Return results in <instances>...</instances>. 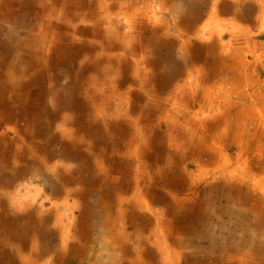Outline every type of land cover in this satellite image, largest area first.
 Returning a JSON list of instances; mask_svg holds the SVG:
<instances>
[{
  "label": "rangeland",
  "instance_id": "obj_1",
  "mask_svg": "<svg viewBox=\"0 0 264 264\" xmlns=\"http://www.w3.org/2000/svg\"><path fill=\"white\" fill-rule=\"evenodd\" d=\"M12 1H14L13 5L2 6L0 9V52L3 50L6 55L13 54L16 51L17 43L22 37L29 34L32 35V31L40 22L39 17L43 18V14L47 12L41 4V7L37 9L40 6V0ZM41 1L43 5L46 1L47 4H57L56 11L59 10L60 4V7H63L62 3L68 5L64 8L68 12L67 14L72 17L71 26L64 22V17L56 22L66 25L69 29L67 31L70 33L69 36H65V32H63L62 44L64 42L65 46L69 45L71 50L79 51L78 58L74 62H69V59L60 55L58 48L53 47L51 50L42 49L43 51L39 54L42 57V64L51 63L46 60L47 56L49 57L48 52L53 61L58 54L64 61V65H60L62 69L58 71L53 79L56 84L52 86L54 94L51 93L48 99L44 97V105L58 109L60 113L62 112L61 115L69 113L72 116L74 105L83 103V100L93 94L97 107L92 109L95 120L90 124V130H93L94 134L88 133V130L85 135H82V132L79 134L73 127L63 123L61 116L52 119L50 111H44L42 107L35 109V113H33L34 109L32 108H24L21 112L15 114V118L12 121L9 119L8 123H2V117H0V133L10 134L11 138H22L24 145L19 151L24 156L28 154V158L25 157L22 162L18 163L20 164L18 167L11 166V163L9 164L10 166L3 165L0 159V181H2V183L0 182V187L3 189L0 190V210L2 209L3 213L9 211L8 214L11 218L15 216V213L17 216L19 214V218L15 220H19L18 223H15L16 225H21L24 222L28 223L27 227L30 229V236L26 239L25 245L27 247L22 248V251L19 252L15 248L13 251L14 260L18 259V254L23 257V263L18 262V264H29L25 260L27 256L32 255L31 247L34 244L37 254L39 256L41 254V264H57V260L62 256L66 257L65 255L68 256V258H65V264H76V260L80 261L79 264H88L84 256H87L88 252L91 251H96L98 254V259L93 264H96L98 260H107L109 262L106 243H109L112 239L109 238L110 230L107 226L111 225L113 219L112 210L109 209L107 203L111 201L116 203L121 196L127 197L126 191L130 188L133 189V192L137 189L140 190L142 187H140L139 182L143 186L144 181L138 182L137 180L142 179L141 177L148 178V175L151 174L154 180L153 182L148 180V185L145 182L146 187H143V189H146L145 191L148 189L149 193L147 191L144 197H151L155 204H159V207L165 210L167 208L165 201L168 197L161 193L164 188L170 190L179 189L174 186L190 184V179L196 176L198 178L201 177L198 171L201 163L191 156V151L197 149V145L192 144V141L180 140L183 148L178 151L177 148H174L175 159L172 160L170 159L172 155L169 156L167 154L171 152L170 145L172 144L170 141L171 131L167 127V121H163L161 126L153 125L152 127L147 126V123L143 122L146 120L143 108L150 101L171 99L175 95V89L178 95L181 92L190 95V84L192 82L194 83L193 86L199 81H201L199 82L201 85L205 82V87L200 92L205 89H217L216 86L221 82L218 77H212L213 74L210 69L203 71L205 75L201 80L196 78L197 72L190 69L189 63L186 62L188 57L183 54L180 44L183 41L182 36L187 33L184 26H179L184 19L183 16L188 10L196 9L199 12L197 17L200 22L203 19L205 20V18H207V22H210L207 16L216 7L222 20V27L228 29L224 33L225 42H228L231 38L230 32H233L234 22L250 30L248 33L254 44L250 45L248 43V36L241 37L240 41L237 40L233 44V51L228 57L235 58L237 55L236 58H239V62L230 60L232 67H225L228 82L226 86L228 91H234L235 85L229 78L235 75L233 67L237 66V71H240V73L244 72L246 77L240 85L242 95H244L248 104L250 101V104H258L257 106L261 108L264 106V0H198V2L187 0L184 4L181 3V0H104L110 2V7L105 6L103 8L99 6V0ZM236 3L242 4L238 6ZM182 4L184 7L183 12H181ZM254 5L256 10H260L258 13H261V18L258 22H251L250 11L254 12ZM97 7L100 8L96 13L95 19L94 17L80 18V13L83 14V12L89 11L91 8L96 9ZM237 12L241 16H237ZM222 13L228 15H223L222 17ZM48 14H53V12H48ZM73 14H76V18H73ZM94 25L100 28L97 33L99 43H93L92 40L94 38H89L82 30L87 27L91 29ZM216 33L218 34L219 32ZM68 38L70 39V44H67ZM208 41L214 42V40H208L206 34L205 36L200 34L197 39H192V43H195L197 49L200 50H207L202 44L207 45ZM74 42L76 44L72 45ZM218 52L221 53L220 50ZM238 52H240L239 55ZM109 53L113 54L112 58L109 57ZM36 56L37 54L34 53L28 56L30 60L28 66L30 68L37 65L36 63L41 64L40 61L38 62L41 57L37 60L35 59ZM205 59L206 62H210L212 65H219L220 63L219 60L213 64L214 58L212 56L207 58V54ZM57 64L60 63L56 61ZM223 65H227V61ZM23 68L25 69V67ZM19 71L21 70L19 69ZM119 72L121 73L119 74ZM46 78L50 80L48 76ZM143 78L147 80L143 81ZM16 79H18V76H16ZM34 82L35 79H32V86H27L25 82L27 90L33 88ZM214 84L215 87H213ZM234 93L232 95H234V99H237ZM199 94L202 95V93ZM105 98L109 100L106 101ZM76 100L79 101L76 102ZM173 100L174 98L172 97V102ZM216 104L220 105L218 101ZM21 106L25 105L21 103ZM32 106L35 108L36 105ZM161 106L163 109L159 113L162 112V115L166 116L168 114L167 110H170V108L164 103ZM198 107V105L195 107L196 111H198ZM232 110L229 121L231 127L235 123L237 125L240 123V120L236 121L235 115L240 109L238 110V108L234 107ZM196 114L193 113L192 115L195 116ZM151 120H153V117H151ZM210 121L208 127H213L214 124L217 125L219 120L215 118ZM74 134H79V153L75 151V154L79 157L66 158L64 155L62 156V150L64 147L70 148L71 144L76 147L75 142L71 138V135L73 136ZM12 146L15 147V145ZM114 146H117V150ZM200 148L206 151V146L202 145ZM227 148H230L229 155L232 158L238 152L236 147L228 146ZM138 150L144 153L146 160L151 162V164L143 161L142 155L137 157ZM162 150L165 154L164 156H159ZM107 156L114 157V159L108 161ZM97 158H100V161ZM119 159H122L121 170L115 171L114 168L117 166ZM155 159L157 160L156 162ZM104 161L110 163L109 168L105 167L106 170H99L98 166H93L95 162L105 163ZM44 162L49 164V167L46 168L45 166L44 169H41L38 164H43ZM138 167L142 168L141 175L137 171ZM151 167H154V169L152 170ZM25 169V174H20ZM155 170L159 173H154ZM100 171H107L110 178L108 180L106 178H98L99 175H104ZM115 175H119V177L116 179ZM210 176L212 174L206 175L205 180H201L193 188V190L197 189L203 192L198 203L196 218L204 223V228L199 231L194 226H191L192 224L184 222L182 232L189 236L183 237L189 242L187 241L185 245L183 244V249L191 245H197L198 239L204 242L207 238L206 234L213 236L215 232L209 226L210 222L219 220V213H221L222 215H230L225 217L228 223L225 224L223 231L216 229V236L214 235L213 238L216 241L222 240L220 237L222 232L223 236L231 242L227 244L224 242L226 239H223L224 241H220L218 246L211 244L207 247L198 244V249L206 256L217 259V264L226 260L230 261L236 256L241 257L244 253L247 255L246 260L248 259L245 263L264 264V231L261 229L262 227H257L255 231L258 222L255 220L250 221V216H253L250 213L246 212L245 218L229 213V211L237 210L243 206L249 209V206H252L249 205V202L259 203L260 196L254 192L252 194L248 193L247 188L244 187L246 190L244 205L237 203L241 194V189L239 188L240 194H233L231 200H228L222 192V188L210 197V194L204 191V189L208 190L210 188L207 182L211 178ZM123 178L126 179L119 180ZM92 179L97 180L92 181ZM110 181H112V184ZM83 182L87 188L81 186L80 189L86 188L85 192L78 190V187ZM164 182H171L170 184L174 185L168 187V185H164ZM218 184L220 183L212 182L211 187H215ZM127 185L128 187L126 188ZM98 187L106 188L104 192H101V196L97 199V207L94 208L89 204L92 197L87 193L98 189ZM108 187L110 190H107ZM49 193L57 200L51 202L52 198L48 197ZM17 195L21 196L20 199L23 201H28V204L34 203V205L32 204L31 207L25 204L23 208V206L18 204L17 200L19 198H17ZM78 198L85 202L83 211L88 216L85 219L78 218L77 221L80 226L76 231H73L71 228L72 223H74V218L80 208ZM51 204L52 206L50 207ZM12 205L16 208L12 207ZM16 205L19 206L17 207ZM39 205L44 206L43 210H37ZM116 206L118 209L120 208V206ZM28 207L32 209L31 213H20V211ZM190 210L191 208L189 207L185 211ZM113 212L114 215H118V212ZM120 212L119 214H121ZM177 214L174 221L181 218V211ZM23 215H25V219H23ZM170 215L169 213L166 216ZM20 217L22 220H20ZM190 217L191 215L189 214L184 215L185 219H190ZM237 219H241L242 223L237 222ZM127 225L128 227L130 226L129 231L133 232L131 234L134 239L136 234L143 229L142 226L144 224L138 225L135 229L132 221L128 220ZM2 226L0 222V230L3 229ZM174 227L180 233L178 224H175ZM144 229H146V226ZM192 229L196 231H192ZM72 231L75 235L70 237L69 234ZM94 231L95 233H93ZM142 232L148 234L149 230H142ZM92 235L96 236L93 237ZM4 238L7 239V237ZM67 238H69V242ZM213 238L208 241L214 242ZM238 238L239 243L236 242L238 244L232 242ZM78 240L84 241H80V243ZM77 243L88 245L89 247H85L87 252L84 250L77 254L75 252ZM256 245L259 250L254 248ZM209 246L210 248H208ZM11 247H16V245H5L6 254L9 253V248ZM152 247L154 248V246ZM224 248L227 254L223 258L222 254L224 251L222 250ZM197 259L202 260L200 257H197Z\"/></svg>",
  "mask_w": 264,
  "mask_h": 264
},
{
  "label": "bare ground",
  "instance_id": "obj_2",
  "mask_svg": "<svg viewBox=\"0 0 264 264\" xmlns=\"http://www.w3.org/2000/svg\"><path fill=\"white\" fill-rule=\"evenodd\" d=\"M13 2L14 1L12 0H8V1L0 0V9L2 6H7L9 4L13 5ZM45 3L43 5L41 0L39 2V5L41 4L42 6H44L47 12L45 13L42 12L44 13L43 18L39 17L40 22H38V25L32 31V35L29 34L22 37V39L18 41L16 51H14L13 54L6 55L3 52V50L0 52V84H1L0 85V117H2L1 122L8 123L9 119L10 121H12V119L15 118L14 117L15 114L17 112H21L24 108H29V109L32 108L34 109L33 113H35L36 111L35 109L42 107L44 111L46 110L50 111L49 113L51 114L52 119H56L58 116H61L63 118L62 120L63 123L73 127L76 131L79 132V134L82 132V135H85L87 130L88 133L94 134V131L90 130L91 128L90 124L92 123V121L95 120V115L92 109H96L97 107V105H95L94 102L93 94L89 95V97H87L86 100H83V103L81 102L79 103V105H74L73 107L74 111L72 112V116L69 113L67 114L63 113L64 115H61L62 112L60 113L58 109L52 108V106L49 108L44 105V97L48 99L51 93L54 94L52 91L53 89L52 86H55L56 84L53 81V79L55 78L58 71L62 69L61 66L64 65V61H62L60 55H63L65 58L69 59L68 60L69 62L72 61L74 62L78 58V53H79V51L71 50L69 48V45L65 46L64 42L62 44L63 32H65V36H69L70 33L67 32L69 29L67 28L66 25H61L60 22H56L58 19L64 17V22L65 23L67 22L71 26L72 17L69 16L70 14L69 15L67 14L68 12L64 8L67 7L68 5H64L62 3L63 7H60L61 6L60 4L59 10L56 11L57 4L48 3L49 4L48 5L47 1ZM98 4L102 8L105 6L110 7L109 1L106 2L104 0H99ZM236 4L239 6L242 3L240 4L236 3ZM41 5L38 6L37 9H39ZM99 8L98 7L96 9L91 8V10L83 12V14L80 13V18L94 17L95 19V17L97 16L96 13L97 11H99ZM48 12H53V14H48ZM198 14L199 12H197L196 9H192V10L190 9L183 16L184 19L182 23L180 22L179 26L180 27L184 26L185 27L184 29L187 31L185 36H182L183 41H181L180 43L181 49L183 50V54H185L188 57V60H186V62L189 63L190 69L197 72L195 75L197 79L199 78L201 80V78L205 75L203 74V71L205 69H210L213 74L212 77H218L221 80L220 84L216 86L217 89L215 88L205 89L204 91L200 92V90L203 87H205V82L201 85L199 83L201 81H199L194 86H193L194 83L192 82L190 84L191 91L189 90L190 95L184 94V92H181L180 95H178L175 89V95L172 96L174 98L173 102H172V97L171 99L165 101H161V100H157L155 102L150 101L148 105H144L143 114L145 115L146 120L143 122L147 123V126L152 127L153 125L161 126L163 121H167V127L171 131L170 141L172 142V144L170 145L171 152L167 153L166 151V153L169 156L172 155V158H170L172 160L175 159L174 148H177V151L183 148L182 144H180V140H184V141L188 140L190 142L192 141V144L194 143L195 145L198 146L197 149H193L191 151L192 153L191 156L193 159L201 163L200 168L198 169L199 175L201 177L199 178L195 177L190 179L189 181L190 184L189 183L184 185L179 184V185H175L174 187L183 186L186 189H193L194 187H196L195 185L198 184L201 180L202 181L205 180L206 175L212 174V176H210L211 178L207 180L208 186L210 188H208V190L204 189V191L208 192L211 197L215 192L220 191L222 188V192L226 195L228 200H231L233 194L235 193L240 194L239 189H241L240 197L237 200L238 201L237 203H240L241 205L245 204L244 194L246 190L244 187H246L248 193L252 194V192H254L255 194H258V196H260L258 200L260 202L255 203L253 201L254 203H251V201L250 202L248 201L249 205H252L249 206V209L243 206L238 208L237 210L229 211V213L230 214L233 213L235 216L237 214L238 217H242V218H245L244 215H246V212L252 214L253 216L252 217L250 216V221L255 220L256 222H258L257 226L255 227V231L257 227L259 228L262 227L261 229H263L264 231V106L259 108L257 106L258 104L255 103L250 104V101L249 104L247 103L240 89L241 82L246 78L244 76L245 73L244 72L240 73V71H237V66L233 67L235 70L234 73L235 75L229 78V80H231V82L234 83L235 85V87L233 88L234 91L227 90L226 84L228 82L226 79L227 76L225 74L226 71L225 67L226 68L232 67V63L230 62V60H235L237 63L239 62V58H236L237 55L235 58L228 57L229 55H231V52L233 51L234 42L239 40L241 37L248 36L247 39L248 43L250 45L253 43V41H251L252 38L248 33V31L250 32V30L245 26H242L237 22H234L233 32L229 31L231 38L228 42H225L224 33L228 29H224L222 27L221 24L222 20L221 17H219L218 9L215 7L213 8V12L208 14L207 17L211 23L206 21L207 18H205V20L203 19L202 22H200V20H198L197 17ZM237 16H241V14L237 12ZM73 18H76V14H73ZM96 26L94 25V27H92L91 29L88 27L86 29H82L83 32L86 33L89 38H94L92 40L93 43L94 42L99 43V40L97 38V33L98 31H100V28ZM216 32L219 33L217 34ZM200 34L204 36L206 34L208 36V40H212V41L214 40V42L208 41L207 45H204V43L202 44L204 48H207V50L197 49L196 44L192 43V39H197V37H200ZM63 40L65 41V39ZM69 40L70 39L68 38L67 44H70ZM74 44L76 43L74 42L72 45ZM53 47L58 48V52H60V55L58 54L56 59H54L53 61V58L48 52L49 57L47 56L46 60L47 62H51V63L42 64L41 63L42 57L39 55L43 51L42 49L44 48V50H48V49L51 50ZM66 48L69 49L65 50ZM217 49L220 50L221 53L218 52ZM32 53L37 54L35 58L37 60L38 58L41 57L38 60V62L40 61L42 65L36 63L37 65L31 66V68L30 66H28L30 61L28 56ZM239 53L240 52H238V55ZM206 54H207V58H209L210 56L214 58L213 64H215L216 61L220 60L219 65L217 64L212 65L210 62H206L205 59ZM108 55L111 58L113 56L112 53H109ZM56 61L59 62L60 64L56 65ZM226 61H227V65H223V63ZM18 63L21 65V68ZM222 66L223 68H221ZM23 67H25V69ZM19 69L21 71H19ZM120 73L121 72H119V74ZM16 76H18V79H16ZM46 76H48L50 80H48ZM24 78L27 79L24 80ZM32 79H35L33 88L27 90L25 82L27 86L28 85L32 86ZM145 79L146 78H143V81H145ZM213 87H215V84ZM233 92H235L234 94H236L237 99H234L235 97L234 95H232ZM199 93H202V95H200ZM24 100L25 102H23ZM105 100L108 101L109 99L107 100L105 98ZM78 101L79 100H76V102ZM217 101L220 103V105L216 104ZM21 103H23L25 106H21ZM163 103L169 106L170 108V110H167L168 113L166 115L167 117L163 116L162 112L159 113L163 109L161 106ZM32 105H36L35 108ZM197 105L199 106L198 111L195 110V107ZM234 107L236 109L238 108V110L240 109L237 114L235 113L236 121L238 122L240 120V123H238V125L235 123L231 127L229 121H230L231 112L233 111L232 109H234ZM193 113H197V114L194 116L192 115ZM151 117H153V120H151ZM215 118L219 120L217 121L218 126L214 124L213 127H208V125H210L211 122L210 120L211 119L214 120ZM79 134H74L73 136L71 135V138L75 142L76 147H74V145L70 143L71 144L70 148L68 146H67L68 148L66 147L63 148L62 156L64 155V157L66 158L72 156L73 157L78 156L75 154V151L79 153V149H78V145L80 143ZM14 138H11L10 134L0 133V159L2 160L1 164L3 165L10 166L9 164L11 163V166L18 167L20 166V164L18 163L22 162L25 159V157L28 158V154L24 156L23 153L19 151L20 148H22V146L24 145L23 139L20 137L19 139L18 137L17 138L14 137ZM12 145H15V147ZM202 145L206 146L205 149L206 151H203V149L200 148V146ZM228 146L236 147V149L238 150L237 154L233 158L229 155L230 148H227ZM114 147L117 150V146ZM143 154H144L143 152L138 150L137 157H139L140 155L143 156ZM103 155L105 154L103 153ZM97 159L99 160L100 158ZM107 159L108 161H112L114 157L107 156ZM121 164H122V159H119L116 164L117 166L114 168L115 171L121 170L120 169ZM38 166L41 169H44L45 166L46 168H48L49 164L44 162L43 164L39 163ZM93 166H98L99 170L106 169L104 167L105 165L103 162L101 163L95 162ZM151 168L152 170L154 169V167ZM141 170L142 168L138 167L137 171L140 173V175L142 174ZM25 172L26 169L24 172L22 170L20 174L22 173L25 174ZM154 173H159V172L155 170ZM137 175L139 176V174ZM141 178L142 179L137 180L138 182L141 180L144 181L143 186H141L139 182L140 187H142L140 190L137 189L135 192H132L131 194H129L130 190H127L126 191L127 197L121 196L119 201L117 202L115 201L116 203H114V201L107 203L109 209L112 210L111 215L113 219L111 225L108 226V229L110 230L109 238L112 239V241L106 243L108 247L106 249V252L108 254L109 262L107 260L104 261L98 260L96 264H129L128 263L129 259L126 258V256H129L128 254H130L131 252H129V250L124 245H122V243L124 239L125 240L133 239V235L129 231H128L129 233L125 231L123 227L122 229L118 230L119 227L117 222L123 220L122 210H124V206L133 205L135 207L138 206L143 207L142 205L146 203V200L144 201L145 199L144 194L147 193L148 189L147 191H145L146 189H143V187H146L145 182H147V185L149 181L153 182L154 177L153 175L149 174L148 178L146 177H141ZM212 182H219L220 184L216 185L215 187H211ZM170 183L164 182V185H168V187H172L174 184L172 185ZM127 187L128 185L126 186V188ZM107 190H110V188L108 187ZM17 198H19V200H17L18 204H20V206H23V208L25 204H28L27 203L28 201H23L22 199H20L21 196H18ZM165 202L167 203V208L165 210L162 208L160 209L158 208L157 210H155L148 205L144 207V209L146 208V210L148 211L150 210L152 212L155 211L157 214L154 213L151 220L149 219L150 217L149 218L146 217L145 218L146 221L142 220V223L138 224L141 226L142 224H146L147 222L148 226H146V229H144L143 231L149 230V233L147 234L146 232L144 233L142 232V230H140L136 234V238H135L138 239V243L141 244V246H143V250H145L146 247H152L151 244L154 243V241H156L157 247L154 248L152 247L147 249V254L149 257H154L155 254L158 253L154 264H174L173 261H175L176 263L180 255L179 253L175 252L174 246L183 248V244L185 245L187 241L189 242V240H185L183 236H180L176 228L172 226L174 222V218L178 215L177 213L180 211L179 210L180 205L182 207V203L180 199L175 196H172V198L170 199L168 198ZM28 205H30V203ZM114 205L120 206L119 211H121L120 212L121 214L114 215L113 212L115 211ZM16 206L18 207L19 205ZM12 207L16 208L14 205H12ZM135 207H132V210L136 213L137 208ZM43 208L44 206L39 205L37 210L41 211L43 210ZM11 211L13 210L11 209ZM8 212L6 211L3 213V210L2 209L0 210V220H1L0 222L3 225L2 226L3 229L0 230V264H18V262L23 263L22 260L23 257L21 256V254L18 255L17 260H14L13 257L11 258L8 253L6 254L5 245H10V246L16 245V247L9 248L10 251H14V248L17 250V252L19 250L22 251V248L27 247L25 243L27 241L26 240L27 237L29 238L30 236V229L27 227L28 223L26 222H24L21 225L20 224L16 225L15 223H18L19 220L18 221L15 220L19 218V214L17 216V214L15 213V216L11 218ZM169 213L171 215L166 216ZM137 217L135 215L133 217V220L137 221ZM23 219H25V215H23ZM20 220H22L21 217ZM142 227L145 226L143 225ZM174 232H176L177 234L173 236ZM168 236L173 237V243L168 240ZM4 237H7V239H5ZM160 237L163 238L162 241H160L161 240ZM168 244H170L171 247H169ZM86 246L88 245L76 244L75 248H77V250L75 252H77V254H80L84 250L86 251L87 249V248L85 249ZM122 246L124 247L122 248ZM119 247L122 248V250H120ZM254 248L259 250V247L257 245L254 246ZM31 249H32V255L27 256L25 261L29 262V264H41L40 263V261H42L41 254L40 256L37 254L35 244L31 247ZM225 250H226L225 248L224 250H222L224 251L222 254L223 258L227 254ZM259 253H261V251H259ZM239 258L246 260L247 255L244 253ZM84 259L86 263L93 264L96 261V259H98V254L96 253V251H91L87 254V256H84ZM140 259L141 258L139 257V260ZM137 261H133L132 264H139L137 263ZM197 261L200 264L202 260L197 259ZM57 262H58L57 264H65V257L64 256L60 257L57 260ZM232 263L233 262H231L230 260V264ZM242 264H245V262H243Z\"/></svg>",
  "mask_w": 264,
  "mask_h": 264
},
{
  "label": "crops",
  "instance_id": "obj_3",
  "mask_svg": "<svg viewBox=\"0 0 264 264\" xmlns=\"http://www.w3.org/2000/svg\"><path fill=\"white\" fill-rule=\"evenodd\" d=\"M187 0H181V3H185ZM194 2H198V0L196 1V0H193ZM162 3V2H161ZM183 4H182V11L181 12H183L184 11V7H183ZM250 4H253V3H250ZM254 7H255V10H254V12H252V11H250V17H251V19H252V21L251 22H258V20H260V18H261V13H258V11H260V10H256V6L254 5ZM173 10H174V8H173ZM176 11V10H175ZM179 11V10H178ZM223 15H228V14H225V13H222V17H223ZM229 15H231V14H229ZM232 16V15H231ZM162 148H164V147H162ZM162 154V155H161ZM159 156H164V151L162 150V153H161ZM143 161H145V162H148L147 160H146V158H145V155L143 154ZM157 158H158V156H157ZM157 160L155 159V162H156ZM105 163H104V167H108V166H110V163H106V161H104ZM148 163H150L151 164V162H148ZM109 168V167H108ZM104 170H106V169H104ZM102 174H104V175H99L98 176V178H106L107 180H108V178H110L109 177V175L107 174V171H100ZM116 176V179L119 177V175H115ZM197 177V176H196ZM121 178V177H120ZM127 178V177H126ZM126 178H123V179H119V180H124V179H126ZM198 179V178H197ZM92 180H97V179H92ZM106 180V181H107ZM116 181V180H115ZM1 183H2V181H0ZM111 182V184H112V181H110ZM84 187L85 185H84V182L78 187V190H80L81 192H84V191H86V188H87V186H85L86 188L84 189V188H82V189H80V187ZM106 188V187H105ZM105 188L104 187H98V189H95V190H93V191H90V192H88L87 194L88 195H90L91 197H92V200H90V206L91 207H97V199L101 196V192L103 191H105ZM178 188L179 189H175V191L174 190H170V189H163L162 191H161V193L164 195V196H167L169 199L170 198H172V196H175V197H177V198H179L180 199V201H181V203H182V207H181V205H180V207H179V210L181 211V218H180V220L178 219V220H175L174 222H173V225L172 226H174L175 224H178V226L180 227V233H179V235L180 236H184V237H187V236H189V235H185V233H183L182 232V227H183V225H184V222H186V223H188V224H192L191 226H194L196 229H198L199 231H202V229L204 228L203 227V225H204V223L203 222H200L197 218H196V215H197V208H198V203L200 202V198H201V196H202V193L203 192H201V191H199V190H190V189H186L185 187H183V186H178ZM0 190H3L2 189V187H0ZM130 191V193H132L133 192V189H129ZM95 193V194H94ZM114 195H116V194H114ZM48 197H51L52 198V200H51V202H54V201H56L57 199L51 194V193H49V195H48ZM198 197H199V199H198ZM54 198V199H53ZM144 198V197H143ZM146 200V203H144V205H142L143 207H135V206H130V205H126V206H124V210H122V212H123V215H122V217H123V220L122 221H120V222H117L118 223V230L119 229H122V227H123V229L125 230V231H129L130 229H129V227H128V220H131L132 221V225H133V227L136 229V227H138V224H141L142 223V220H145V218L147 217V218H149L150 220H151V218H152V216H153V214L154 213H156L155 211L154 212H152V211H148V210H146V208L144 209V207H146L147 205L148 206H151L153 209H155V210H157L158 208L160 209L161 207H159L160 205L159 204H155V202H154V200H152V198L151 197H145V199H144V201ZM92 201V202H91ZM34 202V201H33ZM78 203L80 204V208L78 209V213L76 214V216H75V218H74V223H72V230L73 231H76V229H78L79 228V226L80 225H78L79 223H78V218H84L85 219V217H87L88 215H87V213H84V211H83V209L85 208V207H83V205H85V202L81 199V198H78ZM33 204V203H32ZM32 204H30L31 206H32ZM52 206V204L50 205V207ZM87 206V205H86ZM115 206V211L116 212H118V214H119V209H118V207L116 206V205H114ZM132 207H135V208H137V212L135 213L133 210H132ZM191 208V210L190 211H185V210H187L188 208ZM127 210H126V209ZM131 208V209H130ZM194 209V210H193ZM31 211H32V209H30L29 207L28 208H26L25 210H22V211H20V213L21 214H27V213H31ZM125 211V212H124ZM157 214V213H156ZM187 214H189V215H191V217H190V219H185L184 218V215H187ZM136 215V217H137V221H134L133 220V217ZM219 215H220V218H219V220H214V221H211L210 222V227L213 229V231L215 232L214 233V235L216 236V229H219V230H224L225 229V224H227L228 222H227V218H225V217H228V216H230V215H222L221 213H219ZM141 217V218H140ZM233 217V216H232ZM127 218H128V220H127ZM239 220H241V219H237V222H239V223H242V220L241 221H239ZM146 221V220H145ZM140 222V223H139ZM107 226V225H106ZM144 226H148V223L146 222V224H144ZM108 227V226H107ZM111 227V226H110ZM126 228V229H125ZM144 228L145 227H143V229H141V230H144ZM169 230V229H168ZM71 232L69 235H70V237H72L73 235H75L74 234V232ZM96 231H98V230H96ZM192 231H196L195 229H192ZM130 232V231H129ZM128 232V233H129ZM93 233H95V231L93 232ZM130 233H133V232H130ZM177 233L176 232H174L173 233V236L174 235H176ZM169 235V234H168ZM204 235H205V233H204ZM214 235L213 236H211V235H207L206 234V236H207V240L205 239L204 240V242H202V241H200L199 239L197 240L198 242L196 243L197 245L198 244H200V245H204V246H208V245H211V244H216L217 246L219 245V242L220 241H224L223 239H226V241H224V242H226L227 244H229L228 242H231L230 240H227V238L225 237V236H223V234H222V232L220 233V237L222 238V240H220V241H216V239H214L213 237H214ZM93 237H95L94 235H92ZM213 238V241L214 242H210V241H208V240H212V238ZM76 238V237H75ZM78 239H80V238H78ZM160 241H162L163 240V238L162 237H160ZM67 240H68V242H69V238H67ZM168 240L169 241H171L172 243H173V237H171V236H168ZM81 240H78V242H80ZM124 241H125V244H124ZM129 241V242H128ZM168 241V242H169ZM233 243H236V242H238L239 243V238L237 239V240H233L232 241ZM128 243V244H127ZM238 243H236V244H238ZM77 244H79V243H77ZM85 244V243H84ZM127 244V245H126ZM122 245H124L128 250H129V252H131L130 254H128L129 256H126V258H128L129 260H128V263L129 264H132L133 263V261H137V263H139V264H154V262H155V259H156V257H157V255H158V253L157 254H155V256L154 257H149L148 256V254H147V249L148 248H152V247H146V249L145 250H143V246H141V244H139L138 243V239H127V240H123V243H122ZM197 245H191V246H188L187 248H179V247H177V246H174V245H172V246H174V248H175V252L176 253H179L181 256L179 257V259L176 261V263H175V261H173V263L174 264H199V262L197 261V257H200V258H202V261H201V263L200 264H217L218 263V260L217 259H214V258H211V257H208V256H206L203 252H201L199 249H198V246ZM231 245V244H230ZM124 246H122V248L124 247ZM151 246H154V247H157V245H156V241H154V243H152L151 244ZM168 246L169 247H171V245L170 244H168ZM194 247H196V248H194ZM120 248V247H119ZM122 248H120V250H122ZM135 248V249H134ZM208 248H210V246L208 247ZM242 248H243V246H242ZM142 249V250H141ZM216 250H217V248H216ZM218 250H219V248H218ZM20 251V250H19ZM18 251V252H19ZM32 253V252H31ZM89 253V252H88ZM9 256L12 258L13 257V255H14V252L13 251H10L9 250ZM142 254V255H141ZM19 255V254H18ZM141 258L140 260H139V257ZM66 257L65 258H68V256L67 255H65ZM130 258H132V259H130ZM134 259H137V260H134ZM251 259V258H250ZM141 261V262H140ZM223 261V260H222ZM245 261H248V259L247 260H245V259H240L239 257H234V258H232L231 259V262H233L232 264H242L243 262H245ZM251 261H253L252 259H251ZM79 261L77 260V262H76V264H79L78 263ZM254 262V261H253ZM252 262V263H253ZM221 263V262H220ZM219 263V264H220ZM222 263H224V264H230V261H228V260H226V261H224V262H222ZM221 263V264H222ZM255 263V262H254ZM245 264H250V263H245Z\"/></svg>",
  "mask_w": 264,
  "mask_h": 264
}]
</instances>
